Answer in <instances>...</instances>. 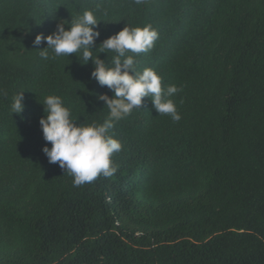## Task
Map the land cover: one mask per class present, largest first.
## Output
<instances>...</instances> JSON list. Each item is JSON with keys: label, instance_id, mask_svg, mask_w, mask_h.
Listing matches in <instances>:
<instances>
[{"label": "trees", "instance_id": "1", "mask_svg": "<svg viewBox=\"0 0 264 264\" xmlns=\"http://www.w3.org/2000/svg\"><path fill=\"white\" fill-rule=\"evenodd\" d=\"M85 10L93 50L126 25L157 31L137 71L181 89V119L143 98L112 130L117 171L74 187L42 151V103L89 125L114 93L91 60H44L33 40ZM0 264H264V0H0Z\"/></svg>", "mask_w": 264, "mask_h": 264}, {"label": "clouds", "instance_id": "2", "mask_svg": "<svg viewBox=\"0 0 264 264\" xmlns=\"http://www.w3.org/2000/svg\"><path fill=\"white\" fill-rule=\"evenodd\" d=\"M144 2L134 0L137 5ZM53 18L56 19L55 30L47 36L37 34L33 40L36 46L42 41L47 44V47L40 50L42 59H49L51 53L52 58L75 54L78 59H83L84 63L81 64L91 60L94 65L91 77L114 93L111 98L107 94L98 97L104 101L108 117L102 123L89 125L78 123L60 96L49 95L42 103L44 115L39 124L43 139L51 144V147L46 144L42 151L49 163L58 162L59 167L73 177V186L79 187L100 175L111 177L117 171L112 156L122 150V144L112 130L116 122L130 115L134 109H139L143 98L151 99L159 115H168L173 121H179L181 116L169 97L181 89L174 84L162 88L161 76L151 68L137 71L135 55L151 50L158 39V33L151 25H126L93 50L100 36L96 26L101 21L95 11L85 10L70 22L55 16ZM97 49L99 53H115L112 66L100 59L99 54L94 55ZM23 98V91L13 98L12 113L23 111Z\"/></svg>", "mask_w": 264, "mask_h": 264}]
</instances>
